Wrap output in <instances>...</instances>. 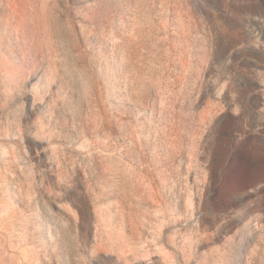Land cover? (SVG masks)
Wrapping results in <instances>:
<instances>
[{
	"label": "rangeland",
	"instance_id": "374dc122",
	"mask_svg": "<svg viewBox=\"0 0 264 264\" xmlns=\"http://www.w3.org/2000/svg\"><path fill=\"white\" fill-rule=\"evenodd\" d=\"M0 264H264V0H0Z\"/></svg>",
	"mask_w": 264,
	"mask_h": 264
}]
</instances>
